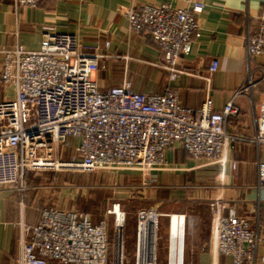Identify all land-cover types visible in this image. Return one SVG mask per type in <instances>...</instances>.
Wrapping results in <instances>:
<instances>
[{
  "label": "built area",
  "instance_id": "1",
  "mask_svg": "<svg viewBox=\"0 0 264 264\" xmlns=\"http://www.w3.org/2000/svg\"><path fill=\"white\" fill-rule=\"evenodd\" d=\"M39 1L14 3L34 7ZM202 8L200 2L184 8L144 3L121 12L129 31L145 33L159 46L161 66L174 79L179 73L177 59L188 52L191 37L199 29L197 14ZM245 42L249 57L264 54V15ZM0 57V82L13 88V95L0 101V185L22 190L27 172L62 168L132 170L151 176L167 168L169 147L181 145L194 159L213 161L217 156L224 160L235 138L225 130L228 116L235 112L232 100L214 110L206 96L192 109L181 105L178 90L168 85L160 93L145 94L124 79L101 89L92 78L100 55L79 49L72 32L43 27L37 49L17 43L1 47ZM217 66L218 60H211L208 74ZM250 141L264 147V103ZM257 183L264 187V159L257 166ZM116 207L120 209L116 203L106 212L114 215L113 253ZM211 214L214 251L228 255L233 264H252L257 246L264 248V204L262 218L255 224L233 212L221 215L215 203ZM159 216L155 208L136 212V264H155V249L152 256L149 251L140 254L139 227L149 218L157 226ZM120 218L124 222L123 210ZM109 236L106 217L93 222L81 210L48 205L41 209L37 223L24 224L17 264H47L48 259L58 264H106ZM122 238L123 227L121 253Z\"/></svg>",
  "mask_w": 264,
  "mask_h": 264
},
{
  "label": "crops",
  "instance_id": "2",
  "mask_svg": "<svg viewBox=\"0 0 264 264\" xmlns=\"http://www.w3.org/2000/svg\"><path fill=\"white\" fill-rule=\"evenodd\" d=\"M195 2L203 4L197 14L199 29L191 37L188 52L177 59L179 73L169 79V72L161 66L159 46L147 34L129 31L121 11L144 3L184 8ZM263 15L264 0H40L34 7L0 0V48L19 43L35 50L43 27H53L74 33L82 51L100 55L92 78L101 89L119 85L124 79L135 91L145 94L160 93L168 85L178 90L180 104L192 109L200 106L206 96L214 110H221L232 100L235 112L228 116L225 130L235 138L224 160L217 156L213 161L194 159L181 145H174L165 151L166 169L154 171L151 176L125 170L119 178H113L119 183L116 186H122L125 179L132 180L125 185L129 201H147L157 211L160 205L185 208L170 212L183 215L186 243L183 236L182 241L179 237L168 241L167 235L169 264H174L181 249L183 258L184 248L188 264H233L228 255L213 249L212 203L223 216L233 212L249 218L252 224L262 218L264 187L257 183V166L264 159V147L250 139L264 103V54L249 57L245 37L255 31ZM213 59L218 60V66L209 75ZM12 95L13 88L0 82V101ZM113 196L121 195L114 190ZM47 197L46 190L34 193L0 185V264H17L24 224L40 220L41 209L49 205L44 203L54 201ZM158 212L160 216L170 214ZM176 229L178 236L183 234L179 226ZM128 235L136 247V226L128 230ZM116 248L121 253L119 241ZM263 257L264 248L258 245L252 264H264ZM54 262L47 260V264Z\"/></svg>",
  "mask_w": 264,
  "mask_h": 264
},
{
  "label": "rangeland",
  "instance_id": "3",
  "mask_svg": "<svg viewBox=\"0 0 264 264\" xmlns=\"http://www.w3.org/2000/svg\"><path fill=\"white\" fill-rule=\"evenodd\" d=\"M125 170L114 171V170H103L98 169L90 172H80L76 170H71L69 168H62L60 170H43L37 172H27L23 179V189L29 190L30 192H36L37 190L48 191L50 200H58L56 203L46 201L44 204L67 207L72 209H78L86 212L92 220L97 222L102 217H106L109 224V248H108V260L106 264H120V251L116 248V252L113 253L114 244V215L106 213L108 210L112 209L113 204L118 203L119 208H115L117 215H120V210L125 212L124 226H123V248H122V264H136L135 262V246L134 241H131L128 230L134 226H137L136 212L143 208H153L154 206L148 204H140L138 201H129V197L126 196L128 188L127 184H130L132 180L122 181L119 183H114V177L119 178ZM28 175V176H27ZM135 184V183H134ZM115 187V188H114ZM20 190V189H19ZM115 190L116 195H121L119 197L113 196V191ZM126 190V191H125ZM135 189L133 191H137ZM140 190V189H139ZM125 194V196H124ZM134 195V194H133ZM120 199V200H119ZM192 209H200L199 207H190ZM185 209L182 206H168L160 205L158 211H163L164 213H170L173 210ZM188 209V208H186ZM157 210V209H156ZM93 221V222H94ZM169 226V227H168ZM182 229L183 234L177 235L176 227ZM156 226L154 225V231L151 238L152 248L155 244L156 236V248H155V264H169L167 262L169 254V244L167 242L172 238L179 237L180 240L182 236L184 237V217L183 215H177L175 213H170L167 215H162L158 217L157 220V232H155ZM176 229V230H175ZM168 230V232H167ZM136 236H134L135 239ZM185 238V237H184ZM183 239V238H182ZM179 240V241H180ZM182 241V240H181ZM180 241V242H181ZM186 243V238L184 240ZM117 245V244H116ZM168 246V249H167ZM186 249L184 248V255L182 258V249L179 251V255L174 257V264H188ZM54 264H58L54 262Z\"/></svg>",
  "mask_w": 264,
  "mask_h": 264
},
{
  "label": "bare ground",
  "instance_id": "4",
  "mask_svg": "<svg viewBox=\"0 0 264 264\" xmlns=\"http://www.w3.org/2000/svg\"><path fill=\"white\" fill-rule=\"evenodd\" d=\"M117 217H118V219H117V223H116V227H117L116 228V231H117L116 232V244H118V241L121 244V230H122L124 222L120 218V215ZM150 220H151V218H149L148 220L141 221V223H140V227H139V242H140L139 250H140V254H146L147 251H149L151 256H152L153 251H152L151 238H152V234L154 231V223H151L152 221H150ZM154 246H155V244H154ZM121 255H122V253H121ZM148 264H152V263L148 262Z\"/></svg>",
  "mask_w": 264,
  "mask_h": 264
}]
</instances>
